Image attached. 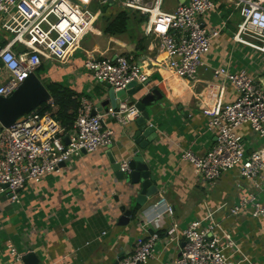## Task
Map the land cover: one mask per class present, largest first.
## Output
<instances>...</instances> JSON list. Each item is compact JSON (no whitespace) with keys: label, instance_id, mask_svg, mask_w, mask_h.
<instances>
[{"label":"crops","instance_id":"0c3cea01","mask_svg":"<svg viewBox=\"0 0 264 264\" xmlns=\"http://www.w3.org/2000/svg\"><path fill=\"white\" fill-rule=\"evenodd\" d=\"M187 1L175 0V6ZM118 2L89 0L86 7L93 14L90 26L67 51L63 62L43 59L41 66L46 67L39 77L43 83L52 81L68 88L79 103L84 98L94 108L105 100L107 86L93 80L84 67L88 57L124 55L130 62L141 64L149 79L144 90L156 87L162 94L149 121L157 136L141 151L155 175L158 193L136 208L139 209L128 224L118 225L120 212L116 207L126 202L125 189L116 179L107 153L117 161L128 160L138 147L130 137L133 121L126 127L106 117L105 125L114 131L109 146L93 153L83 152L65 162L58 173L27 182L19 192L18 202L0 194V264L15 262L8 243L22 256L28 250L35 251L37 264H114L119 253L123 256L134 250L137 238L154 233L158 238L152 255L141 264H170L184 243L182 230L196 220L203 225L215 224L212 234L229 236L232 244L223 249L226 264H264V220L251 215L250 205L230 213L242 197L252 192L264 205V170L249 179L241 175L237 165L222 171L214 180H206L192 164L180 159L183 150L203 155L215 143V132L208 128L203 110L215 101L219 87H224L225 103L238 94L226 78L215 76L214 70H243L259 78L264 74V55L234 42L241 19L238 9L230 0H213L214 8L200 19L208 30L219 29V35L203 56L195 78L176 77L153 37L144 33L146 21L140 20L142 13L121 9ZM175 6L169 5L168 11ZM120 11L129 15L127 30L105 33L106 25ZM98 19H102L101 24ZM1 22L0 14V40H4ZM49 105L55 112L56 106ZM107 108L109 103L102 112ZM72 126L73 123L69 134ZM237 134L245 156L264 147V132L260 135L248 124L239 126ZM161 196L166 202L159 205ZM166 204L172 207V214L163 213Z\"/></svg>","mask_w":264,"mask_h":264},{"label":"built area","instance_id":"2783aa9c","mask_svg":"<svg viewBox=\"0 0 264 264\" xmlns=\"http://www.w3.org/2000/svg\"><path fill=\"white\" fill-rule=\"evenodd\" d=\"M238 9L240 21L233 35L235 43L264 55V0H230ZM89 0H0L1 27L6 38L0 40V96H7L41 66L43 59L64 61L88 29L93 14L87 9ZM121 9L138 10L147 18L144 33L152 36L156 47L166 55L172 75L193 79L203 64V56L211 47L219 29L208 30L200 17L214 8L213 0H188L171 11L162 9V0H120ZM24 47L22 52L14 44ZM124 55L88 57L84 67L98 83H107L121 90L135 81L143 84L148 75ZM215 76H223L237 90L236 98L223 102L224 87L220 86L215 101L205 110L207 126L215 132V143L203 155L183 150L180 159L193 165L206 180H214L222 171L240 165V173L253 179L264 170V147L245 156V148L237 128L248 124L263 134L264 74L255 78L243 70L228 72L216 68ZM52 104L51 101H49ZM93 107L82 99L69 134L53 117L52 111L38 106L16 119L7 128L0 127V194L18 202L19 192L27 182L58 173L61 164L83 152L93 153L113 141L114 131L105 125L110 114L121 125L134 121L140 114L136 102L126 99L117 110L92 114ZM64 137H67L65 142ZM121 170H128L126 162ZM258 187V182H255ZM161 196L157 203L165 204ZM250 205L253 217L264 220V205L252 192L230 209L236 214ZM163 213L172 214L166 204ZM215 224L196 220L183 230L184 243L179 255L170 264H226L223 249L232 244L228 235L212 234ZM172 230H169V234ZM157 234L137 238L132 252L124 254L117 264L145 263L152 255ZM8 250L14 264H24L22 254L11 244Z\"/></svg>","mask_w":264,"mask_h":264},{"label":"water","instance_id":"95a60500","mask_svg":"<svg viewBox=\"0 0 264 264\" xmlns=\"http://www.w3.org/2000/svg\"><path fill=\"white\" fill-rule=\"evenodd\" d=\"M113 3V0H109ZM14 49L18 52H22L24 47L20 44H14ZM147 79L143 84H137L135 81L130 82L126 88L121 90H114L109 84L103 82L107 86V92L105 93V100L101 102L99 106H96L92 110V114L102 111V107L109 103L110 108L104 110L108 112L109 109L117 110L118 105L133 98L136 101V107L140 114L133 121V131L130 132V137L138 150L134 152L128 160L117 161L110 153H107L111 169L115 174L116 179L123 183V189H125V203L119 204L116 209L120 212L118 218V225H126L129 223L130 218L135 215L137 207H143L148 199L158 193L157 183L155 175L151 170V166L142 155L141 151L148 147L157 136L155 130L149 124L151 119V111L155 106L156 100L160 99L162 94L158 88H150L145 91V85L148 83ZM51 99V95L46 88L45 84L41 81L37 73H31L25 78L21 84L7 96H0V127L7 128L16 119L22 115L28 113L30 110L36 108L44 102H48ZM113 122V118L110 114L107 116ZM129 124L126 125V127ZM131 125V124H130ZM129 125V126H130ZM67 142V137H64ZM126 162L128 170H121V163ZM64 163L61 164V166ZM116 202H119L117 195L114 196ZM122 258V254H118L117 260L114 264H117ZM24 264H37L38 256L35 251L28 250L22 256Z\"/></svg>","mask_w":264,"mask_h":264},{"label":"trees","instance_id":"16d2710c","mask_svg":"<svg viewBox=\"0 0 264 264\" xmlns=\"http://www.w3.org/2000/svg\"><path fill=\"white\" fill-rule=\"evenodd\" d=\"M139 14V13H138ZM147 20L146 16L140 15V20ZM129 23V15L125 11L118 12L112 20L104 28L105 33L109 34H120L127 30ZM43 66H40L37 71H41ZM46 88L48 89L51 100L54 106H56V111L52 113L54 119L59 121L58 123L65 129L69 130L72 123L74 122L76 111L80 105L79 101L73 96L68 88H64L56 82H45ZM40 111L49 110L51 107L47 102H44L38 106Z\"/></svg>","mask_w":264,"mask_h":264},{"label":"rangeland","instance_id":"374dc122","mask_svg":"<svg viewBox=\"0 0 264 264\" xmlns=\"http://www.w3.org/2000/svg\"><path fill=\"white\" fill-rule=\"evenodd\" d=\"M120 1V0H119ZM94 4H96L95 2H94ZM175 4H176V2H175V0H164V2H163V4H162V9L163 10H168V9H170L169 8V5H171V8L172 7H174L175 6ZM98 5H100L101 6V4L100 3H98ZM91 10H93V7L92 6H90L89 7ZM132 11H138V10H132ZM140 12V11H139ZM97 23H102V19H98V21H97ZM96 26V25H95ZM46 66L44 65V67H43V69L45 68ZM42 71V70H41ZM41 71H36V73L38 74V76L40 75V73H41Z\"/></svg>","mask_w":264,"mask_h":264},{"label":"clouds","instance_id":"9594fccd","mask_svg":"<svg viewBox=\"0 0 264 264\" xmlns=\"http://www.w3.org/2000/svg\"><path fill=\"white\" fill-rule=\"evenodd\" d=\"M36 73V72H35Z\"/></svg>","mask_w":264,"mask_h":264}]
</instances>
